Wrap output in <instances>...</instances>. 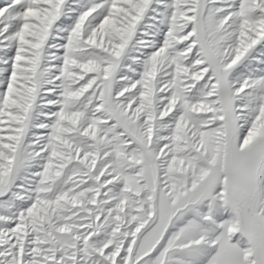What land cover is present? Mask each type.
<instances>
[{
	"label": "snow or ice",
	"instance_id": "6c2138e0",
	"mask_svg": "<svg viewBox=\"0 0 264 264\" xmlns=\"http://www.w3.org/2000/svg\"><path fill=\"white\" fill-rule=\"evenodd\" d=\"M0 264H264V0H0Z\"/></svg>",
	"mask_w": 264,
	"mask_h": 264
}]
</instances>
